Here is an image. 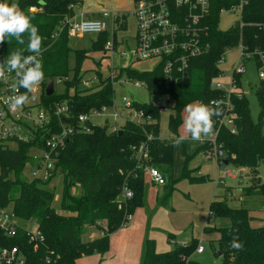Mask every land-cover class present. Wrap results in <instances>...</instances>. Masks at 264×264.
<instances>
[{"label":"trees","instance_id":"trees-1","mask_svg":"<svg viewBox=\"0 0 264 264\" xmlns=\"http://www.w3.org/2000/svg\"><path fill=\"white\" fill-rule=\"evenodd\" d=\"M10 1V0H9ZM239 0H212L210 17L204 21L207 31L205 41L210 45L207 54L192 60L190 77L165 86L162 69L137 71L127 66L117 71L112 79H103L98 73L95 89L79 90L81 62L88 53L72 50L66 33L62 32L56 39L51 36L60 23L72 13L68 5L74 0H16L15 4L37 26L42 37V50L38 59L43 65L44 79L66 78L72 72V81L66 82L64 93L41 97L46 107L54 102H67L74 115L87 113L92 108L110 105L113 102V83L125 76L128 81H140L152 95H166V107L173 102L174 115L169 117V127L176 132L181 123L180 113L186 105L193 102L208 104L221 96L209 88L210 81L219 74L217 60L224 50L234 47L242 41L251 48L264 51V34L260 30L263 21L264 0H247L243 8L241 21L244 26L228 31L218 28L219 13ZM5 2V0H0ZM41 8L40 12L30 13L29 7ZM116 27H124V18H116ZM103 33L100 48L103 50L107 41ZM25 43L19 44L15 37L6 36L0 43V58L3 61L13 52L21 50L23 56L34 55L26 51L28 33L23 36ZM74 54V67L69 66V56ZM197 79L192 80V74ZM72 90V93H70ZM259 104L257 122L250 118L248 101L245 98L233 99L237 114L235 134L221 128L218 140L226 153L227 162L235 168L248 170L249 186L244 188L242 196L263 197L264 183L259 178V167L264 164V83L256 91ZM137 108L151 116L153 122L143 125L126 123L121 135L107 133L105 127H94L88 134L72 137L60 154L57 170L62 175L63 191L60 209L70 213V217L58 216L52 208L53 192L44 188L45 183L26 181L21 178L22 170L27 164L29 145H19L10 150L0 146V207L11 209L22 221L33 220L45 237L36 250L26 244L25 240L8 239L0 232V246L18 244L27 255L26 264H76L82 256L98 254L103 256L109 249V236L121 228L127 215H132L137 208L145 205V178L136 167L133 154L141 144L149 149V158L165 178H172L174 140H161L158 137L159 109L152 104H141ZM221 116V115H220ZM213 116V120L220 117ZM148 134L153 138L147 141ZM206 146L200 145L198 152ZM231 156L234 158L232 159ZM191 157L186 156L185 162ZM185 177L190 172L185 168ZM206 176L190 177V182L207 181ZM78 186V194L71 193ZM126 187L133 197L124 200L122 190ZM166 188V185L164 186ZM171 189H165L160 205H167ZM220 217L230 219L228 228L218 230V252L222 264H264V227L250 226L248 211L244 208L230 209L221 200H213L209 206L208 220ZM90 227H95L101 236L90 242H83L82 235ZM205 228L204 232H210ZM170 235L167 238L170 239ZM234 238L243 247L239 250L231 247ZM197 241L187 245H175L169 252L158 254L155 242L146 239L143 244L140 264H197L191 260L197 248Z\"/></svg>","mask_w":264,"mask_h":264},{"label":"built area","instance_id":"built-area-1","mask_svg":"<svg viewBox=\"0 0 264 264\" xmlns=\"http://www.w3.org/2000/svg\"><path fill=\"white\" fill-rule=\"evenodd\" d=\"M211 4L212 0H133V9L130 14L136 20V34L130 56L121 51L122 45L116 43L115 32L112 33V40L105 42L103 51L113 55L120 50L118 53L121 57L130 58L134 62L157 61L154 69L156 67L162 69L165 86L169 87L189 78L192 60L209 52L210 45L205 41L207 27L204 21L210 17ZM246 4L247 0H239L238 3L229 8L222 9L220 13L224 10L232 12L238 10L242 15ZM78 8L77 1L68 5V10L72 15L60 23L51 36L52 39H56L62 32L66 33L69 39L86 34L101 35L106 33L107 29L105 18H112V22L116 26V18L125 17V15L113 11H103L99 13L100 19H87L84 13H78ZM28 11L37 13L41 11V8L32 6L28 8ZM244 26L246 25L240 20L233 28L237 27L241 30ZM260 30L264 34V19L260 24ZM235 48L240 49L237 65L231 68L229 75H225L219 69V65L224 64L225 52ZM246 62H254L260 84L264 83V51L251 48L240 41L234 47L226 48L220 55L216 63L219 74L209 84L210 90L219 93L221 96L215 100L221 102L222 115L213 120L212 133L201 139L200 145L206 146L202 153L207 159L213 158L218 161L223 172V179L236 180L237 176L227 168L228 162L224 164L227 157L218 140V132L221 128L227 129L232 134L237 132L235 124L237 114L232 101L234 98L246 97V91L242 88L240 80L246 72ZM112 75L113 73H111L113 79ZM17 79L14 71L6 72L5 78L0 79V146L13 150L21 144L29 145L27 163L32 164L34 168L30 173L32 181L47 183L59 173L57 163L60 154L69 140L76 135L88 134L94 127H105L107 133L111 134L118 133L122 131V127L126 123L143 125L153 122L151 116L137 108L140 104L136 103L132 97L130 99L123 97L121 108L112 102L108 106L92 108L87 113L77 115L71 112L70 105L65 101L54 102L46 107L41 97L45 96L47 84L53 82L54 92L52 95H61L55 91V81L63 82L66 85V82L72 81V76L71 78L69 76L66 78L56 77L52 80L43 79L33 92L28 93L29 101L26 104L19 108H12L10 107L11 98L24 94L26 91L22 87H16ZM131 83L134 86H146L144 82L140 81ZM80 84L85 87V90L90 88V81L81 80ZM154 106L160 109L159 106ZM92 118H104L103 125L93 123ZM152 138V134H148L147 141ZM134 150H136L133 154L136 160L135 168L141 171L144 178L153 186H165V176L150 162L148 146L141 144L138 149ZM231 158L234 157L231 156ZM226 192L228 191L226 190ZM122 197L124 200L131 199L133 193L124 187ZM130 219L131 215H127L121 227L125 226ZM0 232L8 239L25 240L26 244L34 250L45 241V237L37 228L35 221H22L15 216L11 209L2 207H0ZM203 250L204 247L198 245L195 252L202 253ZM26 260L27 255L20 245L0 246V264H26Z\"/></svg>","mask_w":264,"mask_h":264},{"label":"rangeland","instance_id":"rangeland-1","mask_svg":"<svg viewBox=\"0 0 264 264\" xmlns=\"http://www.w3.org/2000/svg\"><path fill=\"white\" fill-rule=\"evenodd\" d=\"M82 5L78 8V13L89 14L88 19H100L96 13L103 11L116 12L125 15L124 27L122 29L117 28L112 18H105L107 23V29L105 38L107 41L112 40V33L115 32L114 37L117 44L122 45V52L130 54L134 47V38L136 34V20L131 16L130 11L133 9V0H81ZM9 5H12L16 0H6ZM241 20V12L236 10L223 11L219 15L218 28L221 31H228L232 29ZM102 36L97 34H86L81 37L70 38L68 45L72 50H83L88 53L80 65L79 75L82 81H90V88L94 90L98 84V74L103 78L112 77L117 74V71L124 66H131L132 69L143 72L151 71L157 65V61H138L134 62L130 58L121 57L118 53L120 50L111 53H106L101 50L100 45ZM240 53L239 48L229 49L225 52L224 64L219 65V69L224 72L225 75H229L231 68L237 65L238 55ZM130 56V55H129ZM74 54L69 56V66L74 67ZM246 72L241 76L242 88L246 91V99L249 105L250 118L253 122H257L259 114L258 98L256 96V90L260 85L258 79L256 66L254 62H246ZM98 73V74H97ZM73 73L69 74V77ZM197 79V74H192V80ZM79 90H85V87L81 84L78 86ZM65 90L64 83H58L55 81V91L57 94H63ZM113 102L118 107L123 106L122 99L126 97L133 100L138 104H154L160 107L158 116V137L161 140H174L180 135L187 136L183 127V120L186 115L185 108L180 113L181 123L177 127L176 132H172L169 127V117L174 115L172 109L173 102L170 101L166 107V95H152L143 86H134L129 82L125 76H122L114 83L113 86ZM72 93V90H70ZM195 103V102H193ZM164 106V107H163ZM93 123L103 125L104 118H92ZM262 132L264 133V118L262 119ZM200 147V140L194 141L190 137L185 139L180 146H174L173 149V169L172 178H166V188L161 186L160 188L153 190L148 187V203L150 205L155 201L160 202L164 196L165 189H171V196L169 198L168 206L173 209V215L169 218L163 216L161 213L157 216V224L159 229L175 235L178 239L184 241H191L196 239L202 243L205 248L203 254H194L193 260L198 264H221V259L217 257L218 247L214 246V240L219 237L218 230L228 228L230 226V219L227 217H220L214 221H209L211 226V232L217 231L212 234H206L203 229L205 228V217L208 213V207L210 200L215 197V200L224 201L225 205L230 209H247L250 220V226L253 228L264 227V208L259 207L264 205V198L261 197H248L242 196L244 188L249 186V175H245V171L242 168H235L228 165V169L232 170L237 178L236 181L230 179H223L222 170L219 167V163L216 159H207L202 152H198ZM186 156H190L189 161L185 162ZM185 168L190 172V177H199L201 175H207L209 179L204 182L191 183L190 177H185ZM33 166L27 163L22 170L21 178L26 181H32L31 171ZM259 178L264 183V164L259 167ZM44 188L53 192L54 197L52 199V208L54 213L62 217H70V213L60 209V201L63 191V180L60 173L50 181L45 183ZM146 187V186H145ZM227 187V188H226ZM226 188V189H225ZM78 186L72 188L71 193L73 195L78 194ZM229 192L231 197L228 196ZM209 199V201L207 200ZM91 233H99L95 227H90L86 230V233L82 235V241H92ZM159 237L164 240L167 237V233L158 231ZM109 250V249H108ZM217 254V255H216ZM91 256V255H89ZM88 255L82 256L84 260H89ZM100 256V255H99ZM100 263V258L98 259Z\"/></svg>","mask_w":264,"mask_h":264},{"label":"clouds","instance_id":"clouds-1","mask_svg":"<svg viewBox=\"0 0 264 264\" xmlns=\"http://www.w3.org/2000/svg\"><path fill=\"white\" fill-rule=\"evenodd\" d=\"M25 33H28L26 51L34 53V55L23 56L22 51L17 50L3 63H0V79L5 78L6 72L14 71L18 78L16 87L26 90L24 94L11 98L10 107L12 108H19L26 104L29 101L28 93L33 92L44 79L43 65L38 59L42 50V37L39 35L37 26L31 23L30 18L16 4L9 5L6 0L0 2V43L5 41L6 36H11L23 45ZM220 103L219 100H215L208 104L195 102L186 105L183 127L188 135L177 137L174 146H180L189 137L194 141H199L209 136L214 127L213 116L222 115ZM231 247L239 250L243 245L238 242V238H234Z\"/></svg>","mask_w":264,"mask_h":264},{"label":"crops","instance_id":"crops-1","mask_svg":"<svg viewBox=\"0 0 264 264\" xmlns=\"http://www.w3.org/2000/svg\"><path fill=\"white\" fill-rule=\"evenodd\" d=\"M77 1L79 4V7L82 5L81 0H74ZM131 12V11H130ZM90 13L85 14V17L89 16ZM99 18L100 14L96 13ZM123 15V14H121ZM125 18V17H123ZM88 19V18H87ZM95 20V19H93ZM124 68V67H123ZM243 171H245V175L247 176L248 170L242 168ZM203 176V175H201ZM208 179L209 177L205 175ZM248 177V176H247ZM166 179V178H165ZM249 180V179H248ZM236 181V180H232ZM145 182V205L141 208H137L133 214L131 215V219L127 222V224L121 228H119L117 231L112 233L109 236V250L103 255L99 256L98 254H93L89 256V260H84V258H79L76 261V264H140L141 254H142V248L144 241L146 239L153 240L155 242V251L158 254L169 252L173 249L175 245H187L191 241L195 240L197 241V245H202V243L196 239H192L191 241H184L178 239L175 235L162 231L159 229V224H157V216L161 213L163 216L169 218V216L173 215V209L169 208L167 205H160L159 202H157L156 198L154 197L155 201L152 205L148 203V192L147 188L151 187L153 190H156L160 187L153 186L147 179L144 180ZM167 185V183H166ZM164 187V186H163ZM227 188V187H226ZM209 201V199H207ZM215 200V197H213L210 200V203ZM209 203V206H210ZM263 202L259 204V207L264 208V205L261 206ZM247 210V209H246ZM209 212V207H208ZM249 215V214H248ZM250 218V217H249ZM252 220V218H250ZM206 225L205 228L211 229V226L209 225L208 220V213L205 217ZM212 221V220H210ZM204 228V229H205ZM203 229V231H204ZM158 231H161L164 233H167L166 235H170V239L167 237H164V240L161 239L158 235ZM217 230L215 229L214 232H207L208 234L215 233ZM206 233V232H205ZM206 233V234H207ZM101 236V233H91L92 240H95ZM219 236V234H218ZM219 237H217L213 244L214 246H217V240ZM90 242V241H88ZM86 243V242H85ZM205 252V248L202 253L194 252V254H203ZM191 257V260H193V256ZM217 255V254H216ZM218 258L220 256L217 255ZM100 258V263H98V259ZM195 262V261H194ZM198 264V263H197ZM222 264V263H221Z\"/></svg>","mask_w":264,"mask_h":264},{"label":"water","instance_id":"water-1","mask_svg":"<svg viewBox=\"0 0 264 264\" xmlns=\"http://www.w3.org/2000/svg\"><path fill=\"white\" fill-rule=\"evenodd\" d=\"M0 63H3V59L0 58ZM54 92V88H53V82H49L45 88V96L46 97H50ZM122 131L118 132V135H121ZM224 164H227V161L224 162ZM220 252H218V256H220Z\"/></svg>","mask_w":264,"mask_h":264}]
</instances>
